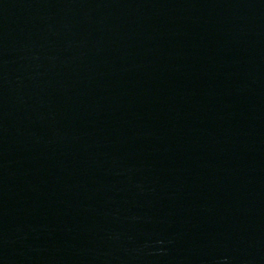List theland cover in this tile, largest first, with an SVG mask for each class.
Wrapping results in <instances>:
<instances>
[{"label":"water","instance_id":"95a60500","mask_svg":"<svg viewBox=\"0 0 264 264\" xmlns=\"http://www.w3.org/2000/svg\"><path fill=\"white\" fill-rule=\"evenodd\" d=\"M0 264H264V0H0Z\"/></svg>","mask_w":264,"mask_h":264}]
</instances>
